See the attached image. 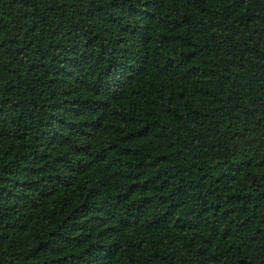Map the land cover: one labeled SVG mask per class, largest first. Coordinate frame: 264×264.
I'll list each match as a JSON object with an SVG mask.
<instances>
[{
  "label": "trees",
  "instance_id": "16d2710c",
  "mask_svg": "<svg viewBox=\"0 0 264 264\" xmlns=\"http://www.w3.org/2000/svg\"><path fill=\"white\" fill-rule=\"evenodd\" d=\"M0 264H264V0H0Z\"/></svg>",
  "mask_w": 264,
  "mask_h": 264
}]
</instances>
